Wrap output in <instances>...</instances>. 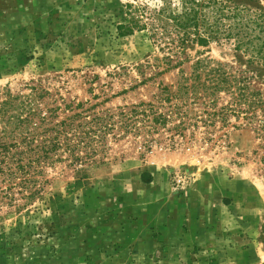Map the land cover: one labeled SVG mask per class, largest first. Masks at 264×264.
Masks as SVG:
<instances>
[{
	"label": "rangeland",
	"instance_id": "obj_1",
	"mask_svg": "<svg viewBox=\"0 0 264 264\" xmlns=\"http://www.w3.org/2000/svg\"><path fill=\"white\" fill-rule=\"evenodd\" d=\"M159 1L0 0V90L36 85L61 107L160 106L158 83L175 81L179 68L235 60L232 41L189 43L173 57L179 67L153 76L167 49L117 25L128 20L125 3ZM137 68L152 79L140 83ZM256 86L264 94V77ZM198 125L182 135L158 126L148 145L127 133L103 164L46 167L31 204L0 200V264H264L259 140L247 127Z\"/></svg>",
	"mask_w": 264,
	"mask_h": 264
},
{
	"label": "trees",
	"instance_id": "obj_2",
	"mask_svg": "<svg viewBox=\"0 0 264 264\" xmlns=\"http://www.w3.org/2000/svg\"><path fill=\"white\" fill-rule=\"evenodd\" d=\"M264 0H160L124 4L128 20L117 25L119 35L144 31L166 48L163 63L152 65L162 75L179 67L173 57L187 44L207 46L232 41L234 61L196 58L189 72L179 68L175 81L158 83L153 101L112 109L85 107L83 102L55 105L49 91L30 85L27 93L0 90V200L25 199L31 204L41 195L39 177L56 163L70 166L106 162L110 142L127 133L154 143L157 127L172 124L173 135L188 127H247L259 140L264 165V94L256 82L264 77ZM177 64V65H176ZM159 66H162L159 69ZM143 79L144 71L137 68ZM134 86H131V88ZM240 123H232L231 119ZM192 120V122H190ZM193 128L192 129L193 131ZM170 130V129H169ZM257 152V151H255ZM148 183L149 173L141 175ZM264 178V175H263ZM16 195V196H15ZM11 202V201H9Z\"/></svg>",
	"mask_w": 264,
	"mask_h": 264
},
{
	"label": "built area",
	"instance_id": "obj_3",
	"mask_svg": "<svg viewBox=\"0 0 264 264\" xmlns=\"http://www.w3.org/2000/svg\"><path fill=\"white\" fill-rule=\"evenodd\" d=\"M184 179L180 175H176V182H183Z\"/></svg>",
	"mask_w": 264,
	"mask_h": 264
}]
</instances>
